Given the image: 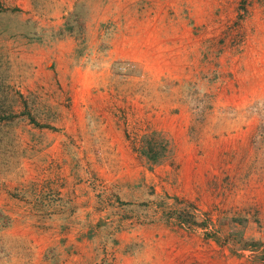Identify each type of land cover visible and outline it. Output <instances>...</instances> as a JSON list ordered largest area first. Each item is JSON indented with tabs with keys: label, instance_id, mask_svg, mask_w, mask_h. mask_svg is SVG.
I'll use <instances>...</instances> for the list:
<instances>
[{
	"label": "rangeland",
	"instance_id": "374dc122",
	"mask_svg": "<svg viewBox=\"0 0 264 264\" xmlns=\"http://www.w3.org/2000/svg\"><path fill=\"white\" fill-rule=\"evenodd\" d=\"M0 264H264V0H0Z\"/></svg>",
	"mask_w": 264,
	"mask_h": 264
},
{
	"label": "trees",
	"instance_id": "16d2710c",
	"mask_svg": "<svg viewBox=\"0 0 264 264\" xmlns=\"http://www.w3.org/2000/svg\"><path fill=\"white\" fill-rule=\"evenodd\" d=\"M150 143H151V141H150Z\"/></svg>",
	"mask_w": 264,
	"mask_h": 264
}]
</instances>
